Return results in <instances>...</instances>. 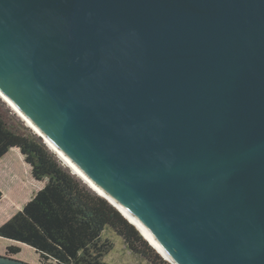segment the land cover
Returning a JSON list of instances; mask_svg holds the SVG:
<instances>
[{
    "label": "water",
    "instance_id": "1",
    "mask_svg": "<svg viewBox=\"0 0 264 264\" xmlns=\"http://www.w3.org/2000/svg\"><path fill=\"white\" fill-rule=\"evenodd\" d=\"M0 88L179 264H264V0H0Z\"/></svg>",
    "mask_w": 264,
    "mask_h": 264
},
{
    "label": "trees",
    "instance_id": "2",
    "mask_svg": "<svg viewBox=\"0 0 264 264\" xmlns=\"http://www.w3.org/2000/svg\"><path fill=\"white\" fill-rule=\"evenodd\" d=\"M42 138L20 132L0 114V162L11 151H19L32 176L47 179L22 209L0 225V255L23 260L20 255L26 254L40 264H106L104 257L113 243L104 240L102 232L110 226L132 252L148 258L153 249L138 228L63 167ZM3 199L0 189V206Z\"/></svg>",
    "mask_w": 264,
    "mask_h": 264
},
{
    "label": "rangeland",
    "instance_id": "3",
    "mask_svg": "<svg viewBox=\"0 0 264 264\" xmlns=\"http://www.w3.org/2000/svg\"><path fill=\"white\" fill-rule=\"evenodd\" d=\"M0 114L5 118L8 124L18 129L20 132H31L39 135L27 124V122L15 111L13 107L5 102L2 96H0ZM50 150L60 160L63 167L75 174V170H72V168L65 163L60 154L58 155L51 148ZM18 152L16 150L11 151L7 157L0 162V189L4 193V199L0 206V210H3V212H0V225L11 218L18 210L22 209L24 204L31 199V197L39 189H41L47 181V179L44 181L36 180L32 176L31 168L26 163L24 156ZM75 176L79 178L83 184L91 188L89 184H87L86 181L78 174ZM102 238L113 243L112 250L104 257L106 264H172L166 260L152 245H150L149 241L148 244L153 250L148 253V258L132 252L128 248L124 239L110 226H107L104 229L102 232ZM20 256L28 263L40 264L34 259V257H29L26 254Z\"/></svg>",
    "mask_w": 264,
    "mask_h": 264
},
{
    "label": "bare ground",
    "instance_id": "4",
    "mask_svg": "<svg viewBox=\"0 0 264 264\" xmlns=\"http://www.w3.org/2000/svg\"><path fill=\"white\" fill-rule=\"evenodd\" d=\"M0 96L3 97V99L11 106L13 107L27 122V124L35 130L41 137H43L44 141L47 143V145L56 153L60 154L62 159L65 161V163L70 166L73 170H75V173L78 174L81 178H83L87 184L91 188H93L99 195L107 198L109 201H111L115 206H117L121 212L124 213V215L137 226V228L142 232L143 236L151 243V245L169 262L172 264H179L161 245H159L156 241H154L146 232L141 228L139 224L136 223L135 218L132 217V215L122 206L120 205L115 199L111 197V195L104 190L101 186H99L96 182H94L88 174H86L82 168L75 163L72 158H70L65 152L61 150L60 147H58L49 137L46 135L34 122L33 120L9 97L7 94L0 88Z\"/></svg>",
    "mask_w": 264,
    "mask_h": 264
},
{
    "label": "clouds",
    "instance_id": "5",
    "mask_svg": "<svg viewBox=\"0 0 264 264\" xmlns=\"http://www.w3.org/2000/svg\"><path fill=\"white\" fill-rule=\"evenodd\" d=\"M108 200V199H107ZM109 201V200H108ZM127 218V217H126Z\"/></svg>",
    "mask_w": 264,
    "mask_h": 264
},
{
    "label": "crops",
    "instance_id": "6",
    "mask_svg": "<svg viewBox=\"0 0 264 264\" xmlns=\"http://www.w3.org/2000/svg\"><path fill=\"white\" fill-rule=\"evenodd\" d=\"M7 221V220H6Z\"/></svg>",
    "mask_w": 264,
    "mask_h": 264
}]
</instances>
